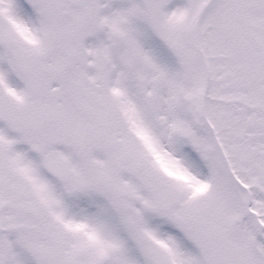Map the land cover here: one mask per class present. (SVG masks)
Here are the masks:
<instances>
[{"label":"snow or ice","instance_id":"6c2138e0","mask_svg":"<svg viewBox=\"0 0 264 264\" xmlns=\"http://www.w3.org/2000/svg\"><path fill=\"white\" fill-rule=\"evenodd\" d=\"M0 264H264V0H0Z\"/></svg>","mask_w":264,"mask_h":264}]
</instances>
